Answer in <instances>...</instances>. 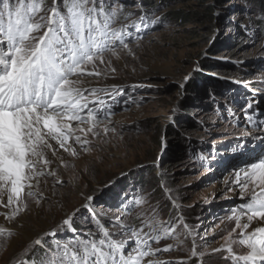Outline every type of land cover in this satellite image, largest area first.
I'll return each mask as SVG.
<instances>
[{"label":"rangeland","instance_id":"1","mask_svg":"<svg viewBox=\"0 0 264 264\" xmlns=\"http://www.w3.org/2000/svg\"><path fill=\"white\" fill-rule=\"evenodd\" d=\"M119 2L125 5L124 14L134 13L130 19L141 15L137 5L142 4L149 24L157 17L161 20L138 33L139 41L130 43L134 55L120 51V59L110 57L115 78L100 81L124 89L116 97L108 125L115 131L105 135L100 126L96 138L89 134V151L73 144L77 155L65 153L66 167L58 160L57 148L52 167L62 184L56 185L52 196L53 178L49 177L44 191L50 199L39 207L29 201L21 214L35 235L26 241L13 231L6 248H0V264H15L30 241L67 215L75 213L73 227L81 234L94 230L85 204L97 214L123 213L124 222L137 228L153 210L160 221L175 223L183 216L187 229L176 224L173 237L150 241L153 248L173 246L158 253V258L170 264H226L222 258L226 252H211L225 244L223 237L235 226L234 221L220 225V220L241 202L239 188L226 181L234 180V169L242 168L251 157L264 155V144L253 139L264 137V131L254 130L242 111L254 100L248 114L264 120V0H249L251 31L247 34L231 22L249 21L242 0ZM218 10L222 14L214 15ZM119 22L128 21L122 14ZM253 32L256 36L250 39ZM251 89L259 91L253 96ZM88 196L94 199L89 202ZM138 198L144 202L136 204ZM104 223L115 230L109 220ZM71 235L58 233L61 238ZM194 243L198 253H205L203 257H191Z\"/></svg>","mask_w":264,"mask_h":264},{"label":"snow or ice","instance_id":"2","mask_svg":"<svg viewBox=\"0 0 264 264\" xmlns=\"http://www.w3.org/2000/svg\"><path fill=\"white\" fill-rule=\"evenodd\" d=\"M124 7L119 0H16L15 4L0 0V209L8 210L0 211V216L8 223L27 211L29 201L39 207L50 199L44 191L49 177L53 178L52 196L56 195V185L62 184L51 168V157L57 151L51 141L75 156L73 144L89 151L88 136L94 139L100 135V126L105 135L115 131L108 125L116 97L124 89L116 84L101 85L100 81L115 78L110 57L120 59V51L134 55L130 43L139 41L138 33L161 20L157 17L149 24L142 4L137 5L141 15L130 19L134 13L124 14ZM241 7L248 9L249 21L231 22L247 34L251 31L249 0H242ZM122 14L127 23L119 22ZM221 14L219 10L214 13ZM255 36L253 32L250 39ZM180 87L183 89L184 84ZM251 91L255 96L259 89ZM254 103L249 101L242 111L254 130L264 131L260 128L264 120L248 114ZM253 139L264 144V137ZM61 166L66 167L63 162ZM234 176L226 183L239 188L241 202L230 209L220 225L234 221L235 226L223 237L225 244L211 252H226L222 257L226 264H264V155L251 157L242 168L234 169ZM93 199L86 197L89 202ZM143 202L142 198L136 200L138 205ZM83 207L92 214L94 230L81 234L73 227L75 213L67 215L55 228L30 241L15 264H170L157 254L173 246L153 248L150 241L173 237L176 224H184L183 216L175 223L160 221L153 210L137 228L124 222L123 213L97 214L89 204ZM64 232L72 235L58 236ZM14 234L0 224V248H6ZM45 237L52 239L49 242ZM130 241H134L132 246ZM204 255L194 243L191 257Z\"/></svg>","mask_w":264,"mask_h":264},{"label":"bare ground","instance_id":"3","mask_svg":"<svg viewBox=\"0 0 264 264\" xmlns=\"http://www.w3.org/2000/svg\"><path fill=\"white\" fill-rule=\"evenodd\" d=\"M51 143L54 145V147L56 149L58 148V150H59L57 152L58 153V160L61 163L63 162V164L65 165V162L69 161V159H67L69 157H67V158L64 157L66 152L63 149H60L55 141H51ZM49 156L51 157L50 153H49ZM51 159L55 160L54 157H51ZM52 166L54 167V165H51V168H53ZM0 211L7 212L8 210L7 209H0ZM0 224L4 225L7 228L12 229L13 231H17V232L21 233L26 241L31 239V237L35 235V231H33V229L27 224L25 217L22 214H20L16 218V220L13 221L12 223H8L7 221L4 220L3 216H0Z\"/></svg>","mask_w":264,"mask_h":264},{"label":"trees","instance_id":"4","mask_svg":"<svg viewBox=\"0 0 264 264\" xmlns=\"http://www.w3.org/2000/svg\"><path fill=\"white\" fill-rule=\"evenodd\" d=\"M208 9L211 10V7H209ZM175 14H176L177 17L182 18V14H181L180 11H176Z\"/></svg>","mask_w":264,"mask_h":264}]
</instances>
